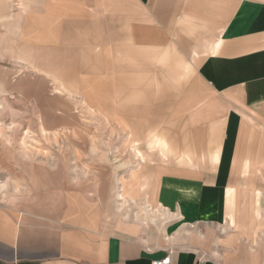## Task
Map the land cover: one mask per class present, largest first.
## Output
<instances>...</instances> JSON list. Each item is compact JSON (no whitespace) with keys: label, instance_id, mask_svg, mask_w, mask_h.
<instances>
[{"label":"crops","instance_id":"1","mask_svg":"<svg viewBox=\"0 0 264 264\" xmlns=\"http://www.w3.org/2000/svg\"><path fill=\"white\" fill-rule=\"evenodd\" d=\"M25 16L38 47L61 51L53 85L126 134L132 162L142 163L143 184L132 194L153 195L154 205L136 215L141 232L109 231L110 215L129 218L117 174L110 211L99 190L76 182L32 203L0 199V264H152L168 253L173 264H264L250 233L264 225V188L245 189H255L244 207L253 213L240 221L235 214L236 177L253 176L248 162L264 167V129L253 122H264V0H33ZM189 51L200 59L196 85L218 102L183 79ZM62 112L73 117L53 111ZM72 121L53 126L77 136ZM90 140V155L109 161ZM256 173L264 178V169ZM232 211L250 234L232 235L233 226L222 233Z\"/></svg>","mask_w":264,"mask_h":264},{"label":"rangeland","instance_id":"2","mask_svg":"<svg viewBox=\"0 0 264 264\" xmlns=\"http://www.w3.org/2000/svg\"><path fill=\"white\" fill-rule=\"evenodd\" d=\"M31 1L33 0H0V78L7 75L12 85V89L7 88L5 92H0V199L23 200L32 203L40 196L54 192L59 184L68 186L67 183L76 182L79 187H87V185L93 187L94 193L99 190L105 198L106 209L109 208L110 211L114 177L117 174L119 177L130 179V170L136 167L138 162H132L131 150L125 133L116 126L107 124L104 120L90 114L85 107L79 104L77 98L67 94V91H62L63 94H54L55 86H51L52 82L48 79L52 77L53 67L57 66L54 64L60 62L61 51L53 47H38L35 39H31L33 35L26 34L27 27L23 22L26 21V16L23 19L25 13H22L19 7H27ZM5 15L8 18H5ZM28 17L29 20L31 17L30 15ZM22 25L25 29L21 31ZM199 36L201 34L195 37ZM205 36L206 40L201 43L206 45L208 38L211 37L209 33ZM191 52L189 51L186 66L187 75L183 76V79L188 77L190 89L196 86L195 88L199 89L201 95H204L205 101L218 102L217 98L209 96L206 87H202L201 84L196 85L198 81L195 73L200 59H194ZM174 62L177 63L176 60ZM34 67L41 70V76ZM21 82L30 84L34 90L25 95L22 94L19 91ZM189 101L193 102V99L190 98ZM64 109L72 110L73 117L70 118L69 113L62 112L56 115L53 113V111L61 112ZM38 114L43 115L48 126H53L54 121L73 120L72 123L76 121L70 126L77 129L79 134L70 136L68 130L65 132L63 130L56 141L53 140L54 138L46 137L40 132ZM253 122L259 129H264V122L255 120ZM92 136L96 139L98 148L108 155L109 161L97 160L90 155V137ZM141 146L144 151H147L145 142H141ZM248 163L253 176L246 178L238 176L235 179L240 190L235 211L238 221L242 220L245 215L253 213L252 210H246L244 207H246L245 201L249 203L254 194L252 191L244 193V190L258 186L264 188V178L261 180V177L255 176L257 169H264V167L255 161L251 162V165L250 162ZM92 171H97L99 175L93 178V183L98 184H91V178L88 179ZM100 182L103 183L102 186ZM133 192L137 191H130L127 201L121 202L123 211L129 213V218L122 220L124 221L122 224L117 223V218L110 215L109 231L133 227L140 229V221H137L136 215L145 218L142 207L147 201L154 205V197L153 195L150 197V194L143 196L138 193L134 196ZM114 205L117 206L115 202ZM251 228L250 226L247 228L239 226L232 228L231 232L232 235L239 237H245L251 233L255 249L263 253L264 225L258 227L257 234L252 231L246 232L245 229L251 230Z\"/></svg>","mask_w":264,"mask_h":264},{"label":"bare ground","instance_id":"3","mask_svg":"<svg viewBox=\"0 0 264 264\" xmlns=\"http://www.w3.org/2000/svg\"><path fill=\"white\" fill-rule=\"evenodd\" d=\"M11 1H13V0H11ZM19 8L21 9L22 13L27 12V7L24 8L23 6H21ZM4 17L8 18V16H6V15ZM34 68H36V67H34ZM40 71L41 70L39 68H36V72L40 73ZM52 73H53V71H51L52 77L49 80L52 82L51 86H55L53 88L54 93L63 94L62 91H64V92L68 91V89L65 88L64 85H61V84L58 85V83H56V85H53V82H55V81L58 82V79L54 75L55 73H53V74ZM48 74H50V73H48ZM3 76H4L3 78H0V92H5L7 90V88L8 89H10V88L12 89V85H11L10 79H8L7 75H3ZM19 87H20L19 91L22 94H24V95H25V93L27 94L29 91H33L34 90L33 87L30 84L24 83V82H21ZM36 92H38V91L36 90ZM38 122H39L40 132L46 137L57 138L58 135L61 133V131H63V130H59V128H57V127L54 128V126H48V122H47V120H45L43 118L42 114H38ZM63 132H65V131H63ZM92 148H93L94 151H96V149H97L96 145H93ZM141 167H142V163H138L137 166L134 167V168L130 167L131 168V170H130V179L127 178V177H118L116 179L118 181V184H117V189L118 190H117L116 196L118 197V201L119 202H122V201L125 202L127 197L130 195V191H132V190L139 191L140 190V188H141V186L143 184L141 176H140L141 175L140 174V168ZM142 178H144V177H142ZM147 192H148V190H147ZM253 194H254V196H253V200H254V198H255V189L253 190ZM227 201H228V206H230L232 208L236 204L235 195L233 193V190L230 189V188L227 190ZM252 203L254 205V202H252ZM149 213L151 215L150 216L151 220H157V213H159V210L152 209V210L149 211ZM228 215L230 216V222H228L227 225H225L224 227L221 228L222 233H227L228 229H230L232 226H233V228L237 227V221L235 220V215H234L233 211L229 212ZM255 230H256V227L254 226V232H255Z\"/></svg>","mask_w":264,"mask_h":264},{"label":"built area","instance_id":"4","mask_svg":"<svg viewBox=\"0 0 264 264\" xmlns=\"http://www.w3.org/2000/svg\"><path fill=\"white\" fill-rule=\"evenodd\" d=\"M152 264H173L171 253H168L163 258L153 260Z\"/></svg>","mask_w":264,"mask_h":264}]
</instances>
